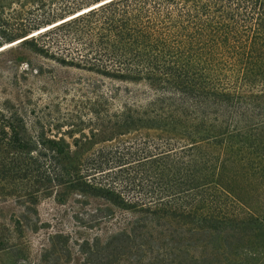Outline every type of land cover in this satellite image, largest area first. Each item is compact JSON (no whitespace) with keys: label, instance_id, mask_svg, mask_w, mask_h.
Segmentation results:
<instances>
[{"label":"trees","instance_id":"trees-1","mask_svg":"<svg viewBox=\"0 0 264 264\" xmlns=\"http://www.w3.org/2000/svg\"><path fill=\"white\" fill-rule=\"evenodd\" d=\"M17 40L134 85L47 154L1 115L0 183L33 185L5 197L98 200L81 222L110 225L69 246L54 231L36 264H264V0H0V44ZM1 226L14 255L18 230Z\"/></svg>","mask_w":264,"mask_h":264},{"label":"rangeland","instance_id":"rangeland-1","mask_svg":"<svg viewBox=\"0 0 264 264\" xmlns=\"http://www.w3.org/2000/svg\"><path fill=\"white\" fill-rule=\"evenodd\" d=\"M9 43L0 44V48L3 47L0 49V128L9 122L14 126L13 132L22 134L24 131L27 137L41 139L44 145L33 147L38 153L47 154L53 140L72 143L82 135L88 137V126L81 124L87 120L80 118V114H86L93 105H100L101 96L107 103H113L109 96L116 88L134 87L83 70L62 67L29 46ZM3 114L11 119L7 122ZM71 150L82 149L71 145ZM32 191V183L26 180L0 183V224L4 225L1 228H6L5 233L18 230V239L23 243L15 249L14 255L8 251L0 253V264H36L43 254L40 247H50V236L56 230L63 232L59 239H66L69 246L71 239L92 237L110 226L101 223L89 228L81 222L88 219L86 213L102 205L98 200L89 199L88 205L81 206L75 201L77 196L70 195L66 202L57 203L54 193L49 191L38 194L34 204L24 203L14 196L5 197L8 193L30 195ZM17 219L23 220L20 229L12 224ZM81 263V258L73 255V264Z\"/></svg>","mask_w":264,"mask_h":264},{"label":"bare ground","instance_id":"bare-ground-1","mask_svg":"<svg viewBox=\"0 0 264 264\" xmlns=\"http://www.w3.org/2000/svg\"><path fill=\"white\" fill-rule=\"evenodd\" d=\"M68 18H69V17H68ZM66 19H67V18H66ZM59 22H60V21L54 23L53 25H55V24H57V23H59ZM53 25H48L47 27H44V28H42V29H40V30H36V31H34L33 33H31L29 36L36 35L37 33L41 32V31L45 30L46 28H49V27H51V26H53ZM20 40H21V39H20ZM20 40H17V41L11 42V43L8 44V45H11V44H14V43H16V42H19ZM8 45H6V46H8ZM2 48H3V47H1L0 49H2Z\"/></svg>","mask_w":264,"mask_h":264}]
</instances>
